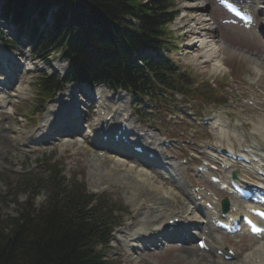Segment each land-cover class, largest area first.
Masks as SVG:
<instances>
[{
	"label": "rangeland",
	"instance_id": "1",
	"mask_svg": "<svg viewBox=\"0 0 264 264\" xmlns=\"http://www.w3.org/2000/svg\"><path fill=\"white\" fill-rule=\"evenodd\" d=\"M174 1L177 3V15L169 27L175 31V36L178 38L177 50H181L182 55H176L174 51L169 56L179 62L182 71L190 66L204 78L220 80L223 84L226 83L225 80L222 81L223 78L230 80L227 86L229 103L226 106L201 108L202 112L210 113L208 116L211 119H206L207 125H203L201 121L207 116L206 114L195 112L193 116V112H188L190 119L183 118L184 120L180 121V116H175L177 113L165 114L159 109L155 110L152 104L147 106V111H144V108L137 115L134 111L138 101L125 92L104 91L103 97L108 105L106 108L104 104H98L99 106L96 107L97 101L92 99L93 91L89 94L91 96L89 99H85L80 94V90L84 93L88 92L83 90L81 84H69L63 92L56 94L46 103L45 111L36 121L35 116L29 117V108L34 98L33 84L41 71L61 76L66 68V61H63L58 53H50L44 57L32 54L27 39L15 38L14 26L0 17V33L8 35L9 39L14 41L8 43L13 49L8 51L7 58L0 60V216H15L16 203L22 202L29 194L25 189L14 188L21 176L32 179L40 177L43 173V165H39L38 162L46 161V164L57 162L63 167L66 179H70L71 176L82 179L89 191L108 194L114 207L125 210L126 213L122 215L124 218L122 225L114 232L110 249L105 253L107 258L115 260V264L259 263L255 254H250L249 258H246V255L257 246L264 245V239L249 237L244 232L234 237L224 236L210 225L207 230L205 229L209 244L217 243L220 246L233 247L236 259L226 261L213 251L208 253L201 250L190 238L183 242H172L162 251L138 249L132 256L129 248L128 251L124 244V237L127 235L133 237L130 235L137 228L145 225L151 229L158 227L162 223L161 218L167 213L185 214L192 211L199 197H203L201 201L210 202H212L211 198H214L218 203L225 197L214 184H210L205 177L202 178L195 173L194 165L198 160L189 157L186 152L194 151L201 157V151H204L201 144L206 141L225 149L231 147L240 149L246 146L247 142L253 141L264 146V71L258 63L256 65L255 61L250 60L253 59V54L264 56V28L259 24L262 19L259 15L260 5L251 4L254 22L244 27L232 21L214 0H205V9L202 13L204 16L201 20L198 18L200 15L190 9L189 0ZM206 27L212 28L211 31L208 32ZM209 38L215 40L217 38L224 44L220 55L221 63H215L214 59L204 57V51L209 48ZM11 78H14L13 83H6L5 88L2 83ZM66 97L75 101L74 113L81 118L77 117L72 121L67 114L64 120L70 121L76 127L79 126L77 128L80 132L67 134L64 138L55 134L46 137V132L50 130V122L53 121L54 115H57L55 118L58 119L62 109L59 108L61 104H57V100ZM1 100L5 102L2 103ZM143 101L148 102L145 98ZM171 105L173 106L174 103ZM98 109L108 113L109 109H115L116 114L112 120L114 124L120 119V114L129 115L132 111L128 121L131 137L137 139L142 146L157 147L162 161L159 162L160 166L141 167L138 159L118 156L123 157L121 161L126 166L119 167V172L114 168L117 173L110 178H113L112 180H109L106 175L107 169L104 170V166L109 163L106 162L108 157L105 151L92 147L89 149L87 143H84L85 139H91V124ZM176 109L180 112L184 110L182 107ZM52 110L53 113L50 112ZM162 133L168 137H174L172 133H176L175 136L184 141L176 143L171 140V146L164 147L160 144ZM183 157L188 159L187 164L181 163ZM234 169L241 167L236 166ZM139 172L141 175L144 173L146 182L150 180L149 186L137 182V178L141 179L137 176ZM226 173L224 171L223 175L225 176ZM163 174L168 175L169 179H162ZM10 184L12 186H9ZM194 186L203 190L195 192ZM142 189L146 190L142 191ZM152 189L157 190V193L154 194ZM35 191L38 193L32 203L34 206H39L44 202L45 193L40 188ZM139 191L140 195H138ZM146 191L147 195H145ZM181 192L184 200L179 195ZM15 193H17L16 197ZM142 194L146 196L145 199L144 197L140 199ZM227 197L230 202L233 201L232 196L227 195ZM163 204L166 208L162 207ZM193 216L190 218L193 219ZM196 227H193L196 229L194 232H197ZM161 239L164 237L161 236ZM131 253H135V250Z\"/></svg>",
	"mask_w": 264,
	"mask_h": 264
},
{
	"label": "trees",
	"instance_id": "2",
	"mask_svg": "<svg viewBox=\"0 0 264 264\" xmlns=\"http://www.w3.org/2000/svg\"><path fill=\"white\" fill-rule=\"evenodd\" d=\"M1 1L4 16L27 31L36 15L42 18L52 5L58 6L51 26L29 32L36 39L35 53L60 51L68 66L62 77L42 74L37 79L31 113L74 81L105 82L112 90L146 95L164 110L175 93L182 101L196 97L205 104L221 102L220 88L189 68L178 72L168 58L153 61L143 56L141 63L136 62L141 48L175 46V36L166 26L173 19V0ZM62 172L59 163H45L40 177L21 176L16 181L14 188L29 194L16 203L15 216H0V264H115L104 252L120 218L113 212L120 209L107 195L88 192L82 181L75 176L68 180ZM39 188L46 198L34 206Z\"/></svg>",
	"mask_w": 264,
	"mask_h": 264
},
{
	"label": "bare ground",
	"instance_id": "3",
	"mask_svg": "<svg viewBox=\"0 0 264 264\" xmlns=\"http://www.w3.org/2000/svg\"><path fill=\"white\" fill-rule=\"evenodd\" d=\"M190 2H191V4L189 5L190 7H188V8H190V9H193V11H196L200 16L198 17L199 18V20H201V17L202 16H204V14H202L203 13V11H204V9H205V0H189ZM251 3H258L260 6H259V15L261 16V21H259V24H260V26L261 27H263L264 28V0H249ZM262 15H261V14ZM263 16V17H262ZM192 19H194V18H192ZM197 20V19H196ZM133 21V20H132ZM135 21V20H134ZM133 21V22H134ZM203 21H205V20H203ZM198 22V21H197ZM203 23V22H202ZM205 25V24H204ZM206 30H208V32H210L211 31V29L212 28H209V27H206L205 28ZM211 37H213V36H211ZM210 39V38H209ZM208 49L207 50H205L204 51V57L205 58H207V59H209V58H211L212 60L214 59V61H215V63H221V58H220V55L222 54V49H223V47H224V44H223V42L222 41H219V40H215L214 38H212V39H210V41H209V44H208ZM253 56V59H251L250 58V60H252L256 65H257V63H258V65L263 69V71H264V56H259V55H252ZM143 57V55L142 54H138L137 55V58H136V62H138V63H141V58ZM0 60H3V59H6L7 58V52H6V54H5V52L3 51V49H2V47L0 46ZM158 59H161L159 56H155V57H153L152 58V60L153 61H157ZM251 62V61H250ZM253 63V64H254ZM255 66V65H254ZM13 74V73H12ZM9 81H6V82H3L2 83V85L6 88L7 86H6V83L7 84H11V83H13L12 81L14 80V78H11V79H8ZM5 83V84H4ZM98 83H100V82H98ZM2 86V87H3ZM83 86V90L84 91H86L89 87H87V86H85V85H82ZM90 89L93 91V94H95L96 95V97H98V101H99V105H101V104H104V106H105V108L107 107V105L108 104H106L107 102L105 101V99H104V97H103V95H104V91H106V92H108L109 93V90H108V88L105 86V85H103V84H97V85H94L93 87H90ZM84 93V92H83ZM2 101V103H4L5 101H3V100H1ZM101 101H103V103H101ZM57 104H61L60 106H59V108H63V109H66V113H69V114H71L73 117H74V112H72L71 110L75 107V101L73 102L69 97H66V98H60L59 100H57ZM106 104V105H105ZM98 105V106H99ZM110 108V107H109ZM113 109H109V111H112ZM61 111H63L62 109H61ZM115 111V113H116V110H114ZM101 112H104L103 113V115H106L105 114V110H102V109H98L97 110V112L95 113V121H96V123H92V125H93V129L91 130L92 131V135H91V139H85V141H84V143H87V147H89V149H91L90 147H94V143H93V141H95V143H97V141H99L98 143L99 144H101V145H104V144H106L105 142H102V141H100L101 139H100V137L98 136V130L99 129H101L102 128V122L103 121H105V117H102L101 115H100V113ZM115 113H114V115H115ZM114 115H113V117H114ZM64 115L61 113L60 114V117H59V119H56L55 117H54V119H53V121H51L50 122V124H49V126H50V128L52 127V129L51 130H48L47 132H46V137H49V136H51V132H52V134H55V135H59V136H61L60 134L61 133H63V132H67V131H69L68 130V128L67 127H62L63 125H60V122H61V120L62 119H64V117H63ZM70 117V116H69ZM122 117V116H121ZM58 123H59V125H58ZM61 124H63L62 122H61ZM60 128H59V127ZM118 126H119V121H117V126H116V128H115V130L114 131H116V129L118 128ZM67 128V129H66ZM109 131V130H108ZM94 133H95V135H94ZM114 133V132H113ZM61 137H63V136H61ZM64 138V137H63ZM49 140V139H48ZM92 140V141H91ZM133 140V139H132ZM90 141L92 142V143H90ZM129 141H130V139H129ZM134 141V140H133ZM97 143V144H98ZM121 144V143H120ZM148 147H145V150H148L147 149ZM150 148H152L153 149V151L155 152V154H154V156H151V157H148L147 155H145V153H144V155H143V157L140 159L139 158V160L141 161V162H143L145 165H148V164H150V163H155V162H161L160 161V159H159V155H158V153H157V151H156V148H154V147H150ZM122 149H124L125 151H122ZM151 150V149H150ZM90 151V150H89ZM151 152H152V150H151ZM118 156H123V157H127V156H129V157H131V158H138L139 156H138V153H136V152H133V151H131L129 148H127V146L126 147H121V148H119V151H117V153H112L111 152V154L110 155H108L107 157H108V161H109V163H107L104 167V170L106 171V169H107V171H106V175H107V177L109 178V180H112V179H110L111 177H114V175L117 173V170H115V169H118V171H119V167H123V168H125V166H126V164L123 162V161H121L122 160V158H120V157H118ZM142 159H143V161H142ZM121 161V162H120ZM139 161V162H140ZM124 164H123V163ZM257 165H259V166H264V164H261V162H259V163H257ZM253 167H255V166H253ZM115 168V169H114ZM252 169V171H242V172H240V173H242L243 175H242V177L243 178H245L246 176H248V174H253L254 173V171H253V169L254 168H251ZM250 169V170H251ZM115 170V171H114ZM125 171H126V169H124ZM110 171H114V172H110ZM131 172H133L132 170H130ZM109 173V174H108ZM138 177H141V179L140 178H137L138 179V182H139V184H141V183H145L146 185H150L148 182H150V180L149 181H147L146 182V178H144L145 177V175H144V173H143V175H141V173L139 172V174L137 175ZM245 176V177H244ZM255 178H257V177H255ZM141 180V181H140ZM143 187V186H142ZM143 190H146V189H142V191ZM149 190V189H148ZM152 191L154 192V194L155 193H157V190L155 191V190H153L152 189ZM136 192V191H135ZM158 192H161V190H158ZM165 192V191H164ZM146 194L145 195H147V191L145 192ZM138 195H140V191H139V194ZM145 195H141V197H140V199L141 198H143L144 197V199L146 198V196ZM180 196H181V198H182V200H184V196L182 195V192L179 194ZM178 200V199H177ZM214 203H215V201H213ZM199 204H197V206H198ZM163 207H164V205H163ZM197 208H199V207H196V206H194V209L195 210H193V214H192V216L194 215V213H195V215L193 216V219L192 218H190V217H192V216H186V217H183V216H180V218L178 219V226L180 227L181 226V229L178 231V228H177V230L175 231V232H173V233H168V234H170V235H167L168 237H171V238H175L176 240H180V239H186L187 238V231H189V230H191V231H193L194 232V230H196V229H190V225L189 226H182V224H183V222L189 217V219H192V221L194 222V224L197 226L196 228H197V232L200 234V232H203L205 229L207 230V224L208 223H212V222H214V220L212 221V217H213V215H218V213H219V209H218V207L217 206H215V205H213V207L211 208V209H205V208H199V209H197ZM173 218V217H178L177 215H173V216H170V214H167L166 215V219H168V218ZM212 221V222H211ZM162 222V221H161ZM209 225H212L213 226V223L212 224H209ZM161 227H157V228H155V229H151V228H149V226H142V227H139V228H137L136 230H135V232L132 234V235H130V236H133V237H127V236H129V235H127V236H125L124 237V242L126 241V245L128 244V246H127V248H129V246H133L134 248L133 249H131L130 250V248H129V250L132 252V251H134L135 250V253H131L129 250V253H130V256H132V255H134V254H136V251L138 250V248L137 247H139V246H141L139 243H143L144 245L146 244V243H148L150 240H152V239H156L157 241H162L163 239H161V236L162 237H164V239L166 238V235H165V233H164V230H163V228H164V226H165V229H166V227H167V223H163V225H160ZM163 226V227H162ZM214 227V226H213ZM193 228V227H192ZM137 232V233H136ZM154 232V233H153ZM136 233V236H134V234ZM197 233V234H198ZM127 237V238H126ZM125 238H126V240H125ZM150 239V240H147V239ZM157 238H159V239H157ZM161 239V240H160ZM151 242V241H150ZM154 242V241H153ZM217 244V243H216ZM139 245V246H138ZM152 246V245H151ZM216 248V247H215ZM217 250V249H216ZM250 254H255L254 256L257 258V262H259V260H262L263 258H264V245H261V246H257L253 251H251L250 253H247V255H246V258H249L250 257Z\"/></svg>",
	"mask_w": 264,
	"mask_h": 264
},
{
	"label": "water",
	"instance_id": "4",
	"mask_svg": "<svg viewBox=\"0 0 264 264\" xmlns=\"http://www.w3.org/2000/svg\"><path fill=\"white\" fill-rule=\"evenodd\" d=\"M224 204H226V202Z\"/></svg>",
	"mask_w": 264,
	"mask_h": 264
}]
</instances>
